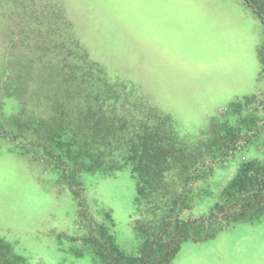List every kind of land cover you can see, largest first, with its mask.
Here are the masks:
<instances>
[{"label": "rangeland", "instance_id": "rangeland-1", "mask_svg": "<svg viewBox=\"0 0 264 264\" xmlns=\"http://www.w3.org/2000/svg\"><path fill=\"white\" fill-rule=\"evenodd\" d=\"M58 1L90 58L169 114L190 140L208 139L211 122L233 102L264 91L257 55L264 25L242 0ZM54 15L50 0H0V238L28 264H99L85 240L90 224L108 223L110 213L117 243L137 254L134 225L142 215L129 168L108 176L68 165L88 211L82 220L73 189L45 154V116L60 91L57 78L52 84L57 67L45 69V29L60 28ZM33 27L43 30L36 40ZM241 145L189 183L192 201L183 218L208 215L243 161L264 162V127ZM172 264H264V214L214 238L184 241Z\"/></svg>", "mask_w": 264, "mask_h": 264}, {"label": "trees", "instance_id": "trees-1", "mask_svg": "<svg viewBox=\"0 0 264 264\" xmlns=\"http://www.w3.org/2000/svg\"><path fill=\"white\" fill-rule=\"evenodd\" d=\"M242 1L264 25V0ZM50 2L60 28L45 29V69L57 67L52 84L56 85L57 78L60 91L50 98L52 110L45 116V154L71 189L68 165L108 176L129 168L136 182L135 205L142 215L134 225L140 240L137 254L120 247L112 230L114 218L106 213L109 222L91 223L85 239L99 264H172L184 241H205L237 222L257 221L264 214V162L259 159L239 165L208 215L186 219L181 214L191 206L189 183L258 137L264 127V115L258 113L264 91L233 102L224 118L211 122L208 139L190 140L179 134L169 114L150 104L136 88L110 79L72 36V23L62 3ZM31 12L36 9L32 7ZM29 30L35 40L42 36V29ZM257 55L261 76L264 35ZM169 179L175 185H169ZM73 191L80 217L88 221L85 201L79 191ZM0 264L28 263L10 242L0 238Z\"/></svg>", "mask_w": 264, "mask_h": 264}]
</instances>
